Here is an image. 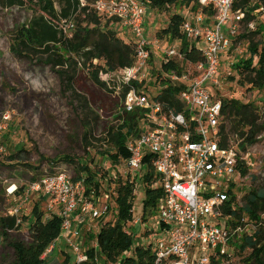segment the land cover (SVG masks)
Instances as JSON below:
<instances>
[{
	"label": "built area",
	"instance_id": "2783aa9c",
	"mask_svg": "<svg viewBox=\"0 0 264 264\" xmlns=\"http://www.w3.org/2000/svg\"><path fill=\"white\" fill-rule=\"evenodd\" d=\"M199 3L215 12L214 23L205 22L204 15L198 12L192 20L183 22L181 33L200 51L204 62L194 71L189 67L180 73L169 71L160 76L166 85L179 88L176 101L182 105L181 111L151 100L144 85L141 86L150 72V47H160V40L150 43L145 37L148 4L142 0H99L92 5L102 19L115 20L116 26L135 39L134 66L113 73L122 76L121 85L130 87L117 115L137 117L126 141L130 154L126 160L128 171L133 177L149 168L156 178L148 187L163 193L153 218L155 231H147L149 238L135 240L136 247L152 251L151 264H223L233 254V235L242 230L239 224L235 228L228 225L230 217L223 214L222 206L229 199L230 185L235 183L241 168L253 166L251 153L241 150L237 141L221 146L222 100L213 91L220 88L221 59L227 56L238 36L244 15L233 10V0H199ZM73 27L71 20L61 26L64 33ZM162 53L164 62L182 57L180 49L172 44ZM7 120L5 116L0 119V137L7 130ZM52 170L53 173L28 183L20 205L9 212L10 217L18 218L31 196L44 198L51 212L46 218L55 215L62 226L60 237L50 244L41 259L56 263V251L63 245L75 264L88 262L87 251L96 250L97 243L93 240L86 246V237L88 233L97 234L101 218L110 212L108 197L105 193L100 196L94 189L86 194L84 179L75 181L59 166ZM132 223L137 225L141 220L134 219ZM157 232L163 238L151 241ZM103 261L102 256H95V264H105Z\"/></svg>",
	"mask_w": 264,
	"mask_h": 264
},
{
	"label": "trees",
	"instance_id": "16d2710c",
	"mask_svg": "<svg viewBox=\"0 0 264 264\" xmlns=\"http://www.w3.org/2000/svg\"><path fill=\"white\" fill-rule=\"evenodd\" d=\"M83 1L82 3L80 0H0V7L3 9L26 8L31 11L32 15L28 23L12 32L11 51L18 58L34 60L48 66L58 75L63 92L70 93V102L75 111L81 115L83 126L88 129L84 137L87 142L89 135L97 126L99 115L91 106L87 96L77 89L79 74L85 73L87 78L98 88L110 94H116L115 92L120 86L114 82L105 81L101 75L118 70H130L136 61V50L135 39L130 33L117 31V28L120 27L115 25V20H104L94 11L92 5L99 0ZM142 1L149 4L157 12L168 11L173 7H187L193 14L201 12L206 20L215 15L210 7H202L199 0ZM233 10L243 13L242 23L247 25L254 20L258 11H264V0H233ZM70 20L73 21L74 27L68 33H64L61 26L64 21ZM184 20L182 15L172 14L167 27L157 32L156 38L158 40L166 37L170 41V45L175 41L179 43L180 54L182 55L179 59L176 56L167 62H162V73L169 71L180 73L189 67L194 71L197 65L204 62L200 51L191 45L181 33ZM263 33L264 25L260 24L250 37ZM117 34H120L124 39H121L120 35ZM131 39L134 41H129ZM235 41L234 39L232 43L234 44ZM248 50L249 57L237 60L232 65L233 70L242 77L244 82L250 85L251 89L264 93V45L249 40ZM255 58H257L256 63H254ZM99 62L103 64H99ZM144 84L145 82L141 86ZM161 86L166 87L156 96L151 97V100L181 111L182 105L176 101L179 88L166 85L164 81H162ZM129 90V86L122 85L119 96L120 103L124 101ZM117 111L112 118H115V122L121 125L116 129L115 127L109 129L108 137L104 139L105 141L110 140L114 147V153H105L113 164H118L120 159L127 160L129 158L130 154L124 143L126 136L132 132L137 124L136 115L121 116L117 115ZM222 115V121L228 122L230 120L231 123L229 130L226 129L224 122L220 124L222 147L237 141L239 148L245 151L247 146L256 143L264 132L262 116L252 103L242 104L238 100H223ZM126 117H128L127 120H125ZM68 158L65 157L64 161L70 162L71 160ZM248 170L246 167L241 169V175L245 176ZM154 176L148 171L143 180V183L146 184L143 201L144 212L148 210L150 215L153 214L157 202L163 196L162 190L148 187L151 181L156 178ZM80 179L85 181L86 194L90 192V189L99 193V174L93 172L88 164L79 163L77 177L74 180ZM113 182H115L116 222L112 224L107 221L106 217L101 218L97 234H87L85 245L88 246V242L96 240L97 249H89L87 251L89 261L81 264H95L96 255L102 256L105 264H115L118 261H121V264H151L152 251L143 247H135L133 250L135 244L133 233L125 230L126 224L133 219L132 209L136 194L134 183L122 178L114 179ZM228 194L229 199L222 206V212L225 216L240 222L246 218L248 221H254L255 224L259 223L260 214H264V189L250 191L244 197V206L239 209L234 207L236 197L232 195L231 190ZM43 200L44 198L40 197V201ZM39 205L40 202L34 206L33 220L29 225L31 244L28 247L22 244L14 245L18 257L13 264H50L42 260L41 256L50 244L60 237L62 221L55 215L46 218ZM17 220V217L1 218L0 224L4 231L13 230L19 226ZM234 220L231 221L232 226L239 223ZM260 223L261 225L251 235H247L243 241L242 249L246 247L251 249L247 264H264L263 221ZM130 250H132L133 255L126 257L125 255ZM54 264H60V262ZM64 264H75L74 257L68 253L64 259Z\"/></svg>",
	"mask_w": 264,
	"mask_h": 264
},
{
	"label": "rangeland",
	"instance_id": "374dc122",
	"mask_svg": "<svg viewBox=\"0 0 264 264\" xmlns=\"http://www.w3.org/2000/svg\"><path fill=\"white\" fill-rule=\"evenodd\" d=\"M176 10L171 8L165 12L154 11L153 15L157 19L158 27L160 28L170 14ZM257 13L252 22L240 25L236 41L227 56L222 58L221 85L219 89L213 91V94L222 101L238 100L242 104L252 103L261 114V121H264V93L251 89L250 85L244 82L232 67L237 60L249 57V40L264 45V33L250 37L260 24L264 25V11L261 10ZM31 15V11L26 8L3 9L0 7V119L4 116L8 119L7 130L0 137V219L10 217L9 212L20 205L23 199V189L28 183L35 178L53 173L54 166L65 169L73 179H76L79 163L88 164L93 172L99 174L100 188L98 192L100 196L105 193L108 197L111 210L106 218L112 224L116 222L115 182L113 180L127 179L130 183L133 181L137 185L134 186L136 194L133 202L132 221L140 219L141 223L134 225L132 221L128 222L125 230L133 233L134 240L149 238L147 231H155L152 224L158 211V202L152 215L148 213V210L144 212L143 201L146 184L143 183V180L148 171L153 172L150 169L147 171L145 169V171L137 173V176L132 177L125 159H120L118 164H113L105 154L114 153V147L110 140H104L105 137H108L109 129L112 127L116 129L121 125L115 122V118L112 116L122 103L119 101L122 91L120 84L122 76L116 73H112L110 76L107 75L109 73L101 75L105 81H112L120 86L116 90V94H110L94 85L85 73L79 74L77 89L87 96L91 106L99 115L97 126L86 142L84 137L88 129L83 126L81 115L73 108L69 99L70 93L63 92L58 75L48 66L34 60L18 58L11 51L12 32L27 24ZM145 19L147 20L148 17ZM158 31L159 29L155 32L154 26H148L145 37L153 42L157 39L155 35ZM119 37L124 39L121 35ZM129 41L133 42L134 40ZM159 45L158 49L155 46L152 47L153 51L157 52V56L150 59V63L153 66L156 65L157 68L164 57L161 52L165 50L162 43ZM172 45L177 46L178 50L180 49L179 43L176 41ZM256 62L257 58L254 60V63ZM155 77L153 74L152 80L144 84L145 90L151 88L147 92L151 97L157 94L153 88L154 85L157 87L160 82L162 83L157 79L154 84ZM127 119L128 117L125 118V120ZM222 122L229 130L230 120ZM128 137L129 135L126 136V141ZM246 151L251 153L250 160L253 166H249L245 176L241 175V172L239 175L237 174L235 183L230 185L231 193L236 197L234 204L236 209L244 206V197L250 191L264 189V132L256 143L247 146ZM65 157H69L68 159L71 161H64ZM39 202L40 210L45 215H49L51 212L48 210L45 200L40 201L38 195H33L18 213V220H20L18 227L4 231L0 224V264H13L17 261L18 254L14 249L15 244H22L26 247L31 244L29 225L33 220V208ZM233 220V218L227 219L229 226H232L231 221ZM243 220L244 222L234 220L236 223L239 222L242 230L233 235L231 244L233 254L230 259L223 261V264H247L251 249L248 247L242 249L244 238L252 234L261 225V221H263L264 227V214H260L258 224L251 220L248 221L246 218ZM235 226L232 227L235 228ZM153 236L151 241L161 239L164 235L157 232ZM88 244L91 245L92 241ZM59 247L60 250L56 251L55 259L60 264H64V259L69 251L63 245ZM135 247L134 244L132 249L134 250ZM131 255H133L132 250L125 256Z\"/></svg>",
	"mask_w": 264,
	"mask_h": 264
},
{
	"label": "crops",
	"instance_id": "0c3cea01",
	"mask_svg": "<svg viewBox=\"0 0 264 264\" xmlns=\"http://www.w3.org/2000/svg\"><path fill=\"white\" fill-rule=\"evenodd\" d=\"M184 8V9H183ZM172 9H177L175 12H173L172 14H180V15H182L183 17H184V21H190V20H192L193 18H194V16H195V14H193L191 11H190V8H187V7H182V8H175V7H173ZM155 10L154 9H152L151 8V6H149V4H148V12H147V16H146V18L148 17V19L146 20V23H145V29H147V27L148 26H154L155 27V32H156V30H161V29H164V28H166L167 27V25H168V23H169V19H170V17L172 16V14H170V16H169V18L166 20V22L163 24V25H161V27L159 28L158 27V22H157V19H156V17L153 15V12H154ZM165 12V11H164ZM205 22H207V23H209V24H213L214 23V19L213 18H208L207 20H205ZM117 31H121V33H125V32H123V30L122 29H120V28H117ZM146 31V30H145ZM120 33V34H121ZM119 34V35H120ZM155 37H156V35H155ZM156 39V38H155ZM150 43H153L150 39H147ZM160 43H162L163 44V46L165 47V49H166V47L168 48L169 46H170V41L165 37V38H163V39H161L160 40ZM173 44V43H172ZM152 47H154V46H151L150 47V50H151V59L153 58V56H157V52H154L153 51V49H152ZM162 53V52H161ZM162 55H163V53H162ZM164 56V55H163ZM164 59H165V57H162V61H161V63H160V66H159V68H157L156 67V65H152V63H150V72H149V74H148V78H147V81L146 82H148V81H150V80H152V76H153V74H155V78H154V80H153V82H154V84H155V82L157 81V79L160 81V76H161V73H162V62H164ZM99 64H103V63H99ZM157 64V63H156ZM155 68V69H154ZM146 86H148L147 84H146ZM165 87V86H164ZM164 87H162L161 86V82L158 84V86L156 87L155 85H154V87L153 88H155V91L158 93V92H160ZM144 89H146L145 88V86H144ZM151 90V88L150 89H148V90H145L146 92H148V91H150ZM107 221H109L108 220V218H107ZM83 226H84V224H82V225H80V228L82 229L83 228ZM83 233H84V235H85V232H84V230H83Z\"/></svg>",
	"mask_w": 264,
	"mask_h": 264
}]
</instances>
